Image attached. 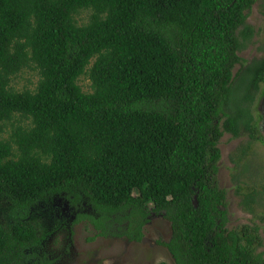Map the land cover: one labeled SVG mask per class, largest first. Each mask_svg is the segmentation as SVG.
Returning <instances> with one entry per match:
<instances>
[{
	"label": "trees",
	"instance_id": "1",
	"mask_svg": "<svg viewBox=\"0 0 264 264\" xmlns=\"http://www.w3.org/2000/svg\"><path fill=\"white\" fill-rule=\"evenodd\" d=\"M255 2L0 0V264H54L57 197L95 236L140 242L162 214L175 264H264V225L229 229L218 180L219 140L245 136L235 194L252 213L264 193L245 175L264 95V55L240 56ZM27 70L36 84L16 90Z\"/></svg>",
	"mask_w": 264,
	"mask_h": 264
},
{
	"label": "rangeland",
	"instance_id": "2",
	"mask_svg": "<svg viewBox=\"0 0 264 264\" xmlns=\"http://www.w3.org/2000/svg\"><path fill=\"white\" fill-rule=\"evenodd\" d=\"M88 13L83 11L78 19L85 20ZM247 21L254 29V36L240 56L251 61L264 55L258 49L264 45V0H256ZM239 68V65L234 67L233 75ZM36 81L34 72L27 70L14 80L13 86L16 90L33 88ZM79 83L83 90H91L88 78L81 77ZM252 109L258 118L260 139L253 143L250 150L245 175L257 177L258 183H261L260 176L264 177V95L253 104ZM247 142L248 138L245 136L232 138L225 133L218 143L221 151L218 180L220 186L227 191L229 229L242 224H258L261 227L264 225V193L259 195L252 213L240 206V196L235 194L233 176L237 171L234 170L230 157L236 156L238 149ZM257 186L260 187V184ZM53 206L58 209L59 215L68 219L66 226L50 236L43 245V251L54 264H175L167 248L162 245L171 235L170 223L162 214L151 215L150 223L144 228L143 239L137 242L114 235L95 236L96 230L86 227L83 222L72 226L75 212L70 210L61 197L53 199ZM259 233L264 236L263 231Z\"/></svg>",
	"mask_w": 264,
	"mask_h": 264
},
{
	"label": "flooded vegetation",
	"instance_id": "3",
	"mask_svg": "<svg viewBox=\"0 0 264 264\" xmlns=\"http://www.w3.org/2000/svg\"><path fill=\"white\" fill-rule=\"evenodd\" d=\"M89 208V207H88ZM90 210V209H89ZM158 215L157 213H155V212H151L148 216H147V222L145 223V225L143 226V237H144V228L150 223V219H151V215ZM84 224H85V222H83ZM143 237H142V239H143Z\"/></svg>",
	"mask_w": 264,
	"mask_h": 264
},
{
	"label": "clouds",
	"instance_id": "4",
	"mask_svg": "<svg viewBox=\"0 0 264 264\" xmlns=\"http://www.w3.org/2000/svg\"><path fill=\"white\" fill-rule=\"evenodd\" d=\"M159 214V213H158ZM170 223V222H169ZM170 227H171V225H170ZM171 236V235H170ZM170 238V237H169ZM169 240V239H168ZM163 245V244H162ZM164 246V245H163Z\"/></svg>",
	"mask_w": 264,
	"mask_h": 264
},
{
	"label": "water",
	"instance_id": "5",
	"mask_svg": "<svg viewBox=\"0 0 264 264\" xmlns=\"http://www.w3.org/2000/svg\"><path fill=\"white\" fill-rule=\"evenodd\" d=\"M194 202H196V200Z\"/></svg>",
	"mask_w": 264,
	"mask_h": 264
}]
</instances>
